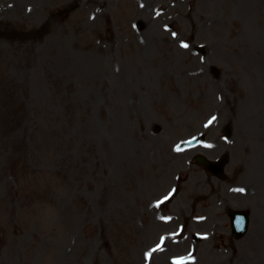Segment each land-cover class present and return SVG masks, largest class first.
<instances>
[{
    "label": "rangeland",
    "instance_id": "rangeland-1",
    "mask_svg": "<svg viewBox=\"0 0 264 264\" xmlns=\"http://www.w3.org/2000/svg\"><path fill=\"white\" fill-rule=\"evenodd\" d=\"M137 2L0 0V264H264V191L249 201V232L231 241L220 181L177 151L206 133L209 156L229 155L228 174L240 175L246 159L264 181V147L248 150L263 137L253 126L264 121V98L263 108L251 105L259 116L238 98L229 107L221 96L201 101L223 85L192 87L185 50L153 44L187 26L167 30L164 6L141 30L128 26ZM227 6L214 0L213 11L227 14L220 35L264 53V0H241L251 18ZM225 55L211 58L221 71ZM261 64L251 67L263 76ZM176 184L180 198L159 205ZM202 192L208 208L193 214Z\"/></svg>",
    "mask_w": 264,
    "mask_h": 264
},
{
    "label": "bare ground",
    "instance_id": "bare-ground-1",
    "mask_svg": "<svg viewBox=\"0 0 264 264\" xmlns=\"http://www.w3.org/2000/svg\"><path fill=\"white\" fill-rule=\"evenodd\" d=\"M245 165H246V169L249 171V172H252L253 171V165H252V162L249 161V162H245ZM248 166V167H247Z\"/></svg>",
    "mask_w": 264,
    "mask_h": 264
},
{
    "label": "snow or ice",
    "instance_id": "snow-or-ice-1",
    "mask_svg": "<svg viewBox=\"0 0 264 264\" xmlns=\"http://www.w3.org/2000/svg\"><path fill=\"white\" fill-rule=\"evenodd\" d=\"M182 47H185V48H187L188 47V45L187 44H183L182 45ZM215 119V117H213V120ZM209 123H211V121L209 122ZM177 150H179V149H177ZM238 191H241V192H243L244 191V189H238ZM153 251H156V249H153ZM147 256L148 257H151V253H148L147 254Z\"/></svg>",
    "mask_w": 264,
    "mask_h": 264
}]
</instances>
